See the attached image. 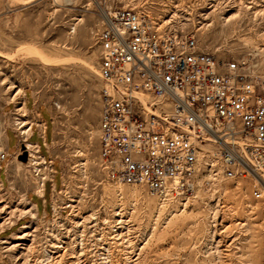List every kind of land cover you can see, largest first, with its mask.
Here are the masks:
<instances>
[{
  "label": "rangeland",
  "instance_id": "1",
  "mask_svg": "<svg viewBox=\"0 0 264 264\" xmlns=\"http://www.w3.org/2000/svg\"><path fill=\"white\" fill-rule=\"evenodd\" d=\"M110 2L0 0V82L30 87L49 105L51 157L62 163H55V183L62 168L65 179L58 214L31 197L47 211L40 220L25 198L38 185L33 165L13 159L15 190L0 188V264H264V198L252 195L253 177L202 181L189 197L159 199L102 169L95 32ZM157 16L162 27L194 34L218 59L245 56L251 71L264 74V0H184ZM25 115V108L10 114L19 136L28 122H16ZM43 115L50 139L46 107ZM32 141L43 142L38 133Z\"/></svg>",
  "mask_w": 264,
  "mask_h": 264
},
{
  "label": "built area",
  "instance_id": "2",
  "mask_svg": "<svg viewBox=\"0 0 264 264\" xmlns=\"http://www.w3.org/2000/svg\"><path fill=\"white\" fill-rule=\"evenodd\" d=\"M181 1L111 0L102 9L95 32L101 167L112 181L144 186L159 199L189 197L202 181L258 177L252 195L262 199L264 74L245 56L218 59L194 34L162 27L157 14ZM19 138L43 189L54 182L55 158L30 136ZM8 157L0 148V164ZM63 187L54 190L52 215Z\"/></svg>",
  "mask_w": 264,
  "mask_h": 264
},
{
  "label": "crops",
  "instance_id": "3",
  "mask_svg": "<svg viewBox=\"0 0 264 264\" xmlns=\"http://www.w3.org/2000/svg\"><path fill=\"white\" fill-rule=\"evenodd\" d=\"M5 84L6 83H4L3 80L0 82V99H3L0 102V148L5 150L8 153L9 157L7 158V160L3 161L0 164V188L4 189L7 187L11 191L10 193L13 194L15 189L13 186H11L12 181L10 179L11 178L10 164H12L15 155L18 153L22 145L20 143L19 134L17 132V129L13 125V121L11 119L10 114H14L15 111H17V109L25 108L26 110L25 116L27 117V120L25 121L31 124V129L27 131V137L30 136L31 137L30 141H32V138L36 135V133H38V135L43 140V142L42 143L34 142V141L32 142L39 144L42 154L45 155L46 157H51L52 155L50 151V147L53 144L55 127H54L53 113L51 108L44 101L40 100L39 96L33 89H31L30 87H25L24 89L17 90L13 85L11 84L5 85ZM7 95L9 97V100H7ZM18 104H22L20 108ZM44 107L47 108V110L50 112L51 115V124L53 127L51 133L52 135L50 139L48 138L49 125L43 115ZM44 126L45 129L42 132L41 129H43L42 127ZM42 133H43V137L41 136ZM13 137L15 138V142L13 141ZM13 147H14V152L13 154H11V150ZM57 161L60 160L57 159V157H55V163ZM3 171H5L4 176H3ZM55 178H54V182H50V181L46 182L43 189L37 188V186L33 185V187L26 192L25 198L27 199V204L31 205L32 207L31 210L32 209L34 210L32 216L36 215L35 217L37 216L42 217L48 215L46 210H43V212H41L38 203L34 202L31 199L32 196L42 199L44 205L49 206L50 211L52 212L51 200L53 197L54 190L61 189L63 183L65 182L63 175L61 178L60 185H57L55 183ZM49 182L52 184L50 198H48Z\"/></svg>",
  "mask_w": 264,
  "mask_h": 264
},
{
  "label": "bare ground",
  "instance_id": "4",
  "mask_svg": "<svg viewBox=\"0 0 264 264\" xmlns=\"http://www.w3.org/2000/svg\"><path fill=\"white\" fill-rule=\"evenodd\" d=\"M34 50V49H33ZM35 51V50H34ZM32 52V51H31ZM23 122V124L20 122V120L19 121H17V123L18 124H21V127L22 126H24L25 124H26V121H22ZM28 125H29V123H28ZM27 125V126H28ZM27 131H28V129L26 128V129H23L22 131H21V135H23V139H25V138H27ZM257 178V183H259V182H261V180H260V178H258V177H256ZM37 188H40L39 186H37ZM68 206H70V204L68 205ZM28 211H30V210H28ZM27 211V212H28ZM35 214V213H34ZM36 215H34L33 217H35ZM28 225H24V226H22V227H27ZM25 236H31V234L28 232V233H25L24 235H22V236H19L18 237V239H25ZM64 242V241H63ZM23 242H19V243H17V244H14L15 246H22L23 248H24V246H23ZM61 245V244H60ZM60 247V246H59ZM60 249V248H59ZM81 253V252H80ZM68 254V253H67ZM82 255V254H81ZM62 257V256H61ZM66 261V260H65ZM53 262V261H52ZM78 262V261H77ZM51 264V263H50Z\"/></svg>",
  "mask_w": 264,
  "mask_h": 264
},
{
  "label": "water",
  "instance_id": "5",
  "mask_svg": "<svg viewBox=\"0 0 264 264\" xmlns=\"http://www.w3.org/2000/svg\"><path fill=\"white\" fill-rule=\"evenodd\" d=\"M18 159L26 162L28 160V152L25 149V146H22V153L18 156Z\"/></svg>",
  "mask_w": 264,
  "mask_h": 264
}]
</instances>
